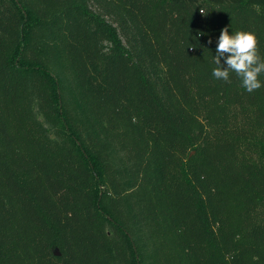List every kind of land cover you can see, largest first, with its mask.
Listing matches in <instances>:
<instances>
[{"label":"trees","instance_id":"obj_1","mask_svg":"<svg viewBox=\"0 0 264 264\" xmlns=\"http://www.w3.org/2000/svg\"><path fill=\"white\" fill-rule=\"evenodd\" d=\"M225 27L264 59V0H0V264H264V86L212 76Z\"/></svg>","mask_w":264,"mask_h":264},{"label":"clouds","instance_id":"obj_2","mask_svg":"<svg viewBox=\"0 0 264 264\" xmlns=\"http://www.w3.org/2000/svg\"><path fill=\"white\" fill-rule=\"evenodd\" d=\"M258 43L253 32L236 31L229 34L228 27L223 28L213 56L216 67L212 69V76L228 81L230 73H235L249 93L260 89L264 86L259 79L264 74V59L259 54ZM221 58L224 59L223 64Z\"/></svg>","mask_w":264,"mask_h":264},{"label":"water","instance_id":"obj_3","mask_svg":"<svg viewBox=\"0 0 264 264\" xmlns=\"http://www.w3.org/2000/svg\"><path fill=\"white\" fill-rule=\"evenodd\" d=\"M55 254L59 255L60 254V251L58 248L55 249Z\"/></svg>","mask_w":264,"mask_h":264}]
</instances>
